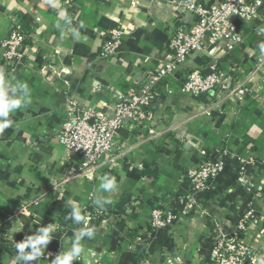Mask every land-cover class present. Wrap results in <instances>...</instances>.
<instances>
[{
  "label": "crops",
  "instance_id": "1",
  "mask_svg": "<svg viewBox=\"0 0 264 264\" xmlns=\"http://www.w3.org/2000/svg\"><path fill=\"white\" fill-rule=\"evenodd\" d=\"M175 1L58 0L60 7L53 8L49 0H0V63H5L3 43L12 27L28 32L24 59L1 68L13 83H27L31 93V104L12 114V126L0 135V264H14V244L48 224L55 231L45 252L66 251L83 225L65 228L60 217L73 203L90 215L97 195L113 203L103 211L106 221L89 220L97 235L82 241L85 251L73 264H212L215 227H235L245 216L243 240L255 253L245 264H264V63L259 64L257 47L264 41L263 20L241 25L244 39L234 49L222 46L214 56L194 53L160 83L162 97L148 109L155 113V129L162 137L152 141L148 124L126 123L116 146L118 169L84 178L78 174L80 161L69 162L58 145L67 92L77 97L81 109L111 113L118 90L128 91L159 69L169 41L191 20L175 8ZM192 1L208 5L214 0ZM61 9L70 24L59 16ZM73 28L80 32L79 40ZM117 28L124 32L120 50L105 56L104 45ZM214 63L235 84H246L243 100H222L219 91L199 97L181 92L190 71L207 73ZM223 152L225 170L194 195L186 178L189 169L205 160L204 153ZM241 159L249 163L246 183L239 180ZM108 172L118 189L98 193ZM118 204L126 213L119 212ZM168 206L176 220L158 231L151 225L153 210ZM51 260L41 257L33 264Z\"/></svg>",
  "mask_w": 264,
  "mask_h": 264
},
{
  "label": "built area",
  "instance_id": "2",
  "mask_svg": "<svg viewBox=\"0 0 264 264\" xmlns=\"http://www.w3.org/2000/svg\"><path fill=\"white\" fill-rule=\"evenodd\" d=\"M175 2V8L181 14L191 15V20L180 26L169 41V53L159 69L147 74L144 82L135 84L128 91L116 92L118 102L113 112L94 108L81 109L77 97L66 93L57 142L65 159L71 163L80 161L78 174L82 177L91 180L108 170L118 169L120 155L115 153L116 146L119 143L120 130L126 123L148 124V135L152 141L162 137L155 129L156 115L148 107L160 101V83L172 77L192 54L199 52L214 56L222 46L232 50L244 39L241 25L252 24L258 19L264 21V0H214L208 5L192 0ZM123 33L119 28L111 31V39L104 45L105 56L117 54ZM27 38V31L19 26L12 27L8 39L3 43L5 63H0V68L15 67L24 59ZM263 63L264 55H261L259 64ZM180 90L192 97L219 91L222 100L232 96L243 100L248 87L245 83L235 84L231 76L220 71L214 63L210 65L207 73L201 69L190 71L181 83ZM127 153L125 150L122 155ZM204 154L205 160L197 167L189 169L186 174L194 195L208 188L227 165L225 152L213 156ZM239 162L242 164L239 180L246 183L248 176L245 170L249 163L242 159ZM261 164L264 166V156ZM24 209H16L9 219L14 220ZM88 217L106 221V217L102 215L91 217L90 214ZM176 217L171 207H156L152 213L151 225L158 231L164 230L174 224ZM247 223L248 217L245 216L235 227H215V239L210 252L212 264H245L255 256L243 240ZM56 255V251H46L42 258L54 259Z\"/></svg>",
  "mask_w": 264,
  "mask_h": 264
},
{
  "label": "clouds",
  "instance_id": "3",
  "mask_svg": "<svg viewBox=\"0 0 264 264\" xmlns=\"http://www.w3.org/2000/svg\"><path fill=\"white\" fill-rule=\"evenodd\" d=\"M49 4L53 8H59L58 0H49ZM59 16L64 20L65 24H70V19L66 10L61 9ZM60 28V24H57ZM80 28L84 25L81 23ZM72 35L76 40L80 39V32L73 28L71 29ZM261 35H264V28L260 29ZM63 36V30L61 29ZM257 47L261 55H264V41H261ZM14 79V78H13ZM31 104V93L27 83L12 82V79L7 77L3 68H0V135H3L5 129L12 126L13 121L9 118L17 110L23 109ZM118 189V183L115 177H109L105 174L102 178L97 192L98 193H113ZM93 205L98 211H106L107 206L113 203V200L103 195H97L93 201ZM65 220H71L73 224L83 225L74 233V238L71 246L60 254L56 255L51 260L52 264H73L74 261L79 259L85 251L82 241L87 238L92 240L96 237L98 229L95 226H89L90 218L82 213L81 207L76 203L71 206L70 213L65 217ZM55 231L52 224L39 227L35 234L26 236L22 241L16 242L14 248L16 255L14 264H33L34 261H40L44 255L45 250L54 238L52 233ZM62 240V239H61ZM63 242V240H62ZM51 255V254H49Z\"/></svg>",
  "mask_w": 264,
  "mask_h": 264
},
{
  "label": "trees",
  "instance_id": "4",
  "mask_svg": "<svg viewBox=\"0 0 264 264\" xmlns=\"http://www.w3.org/2000/svg\"><path fill=\"white\" fill-rule=\"evenodd\" d=\"M127 199H129V196H127ZM122 204H118V207L120 209L119 212L126 213L125 212L126 211V208H124V206ZM70 211H71V206L67 208L66 212L63 213L62 216L59 219L61 225H63V227H65V228L73 227L75 225V224L72 223L71 220H65V217L70 213ZM90 214L93 217H98L99 215H105V213H103L101 211H98L97 208H93V207L91 208V213Z\"/></svg>",
  "mask_w": 264,
  "mask_h": 264
},
{
  "label": "water",
  "instance_id": "5",
  "mask_svg": "<svg viewBox=\"0 0 264 264\" xmlns=\"http://www.w3.org/2000/svg\"><path fill=\"white\" fill-rule=\"evenodd\" d=\"M111 174H112L111 172H108V175H109V176H111Z\"/></svg>",
  "mask_w": 264,
  "mask_h": 264
}]
</instances>
